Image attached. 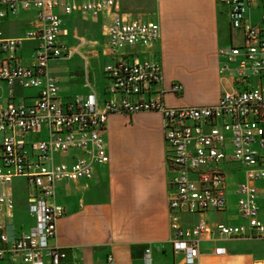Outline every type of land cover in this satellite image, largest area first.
<instances>
[{"label":"built area","instance_id":"2783aa9c","mask_svg":"<svg viewBox=\"0 0 264 264\" xmlns=\"http://www.w3.org/2000/svg\"><path fill=\"white\" fill-rule=\"evenodd\" d=\"M219 1L228 9L233 30L243 33L241 45L219 50L220 74L230 76L232 89L211 106L171 107L165 96H180L183 85L172 82L166 88L157 59L129 60L126 54V49L156 44L161 38L159 23L120 14L114 11L113 0H0V20L22 11H34L36 20L21 38H7L0 30V87L38 90L37 101L31 105L0 103V205L14 208L6 190L15 178H25L32 189L28 202L35 218L34 227L19 237L2 229L0 259L62 264L66 253L57 244L58 223L66 211L55 202L58 185L88 183L96 167L108 162L103 133L110 116L149 112L162 116L167 161L173 170L168 210L174 251L185 255L186 264H198L200 243L216 233L229 240H264L257 188V183H264V4L260 23L253 25L248 11L257 0ZM58 9L66 16L112 15L105 28L113 57L104 69L109 97L102 104L95 92L76 97L67 106L59 102V87L49 74V64L69 52L60 39L65 31ZM27 41L36 42L30 65L23 64L17 54ZM42 130L44 138L28 141V135ZM73 151L80 155L71 162L61 159ZM229 160L245 168V180L236 194L239 214L247 225L212 228L201 220L192 228L183 226V213L225 209L228 179L223 166ZM215 254L224 255L226 249L217 248ZM152 263L147 249L144 264Z\"/></svg>","mask_w":264,"mask_h":264},{"label":"crops","instance_id":"0c3cea01","mask_svg":"<svg viewBox=\"0 0 264 264\" xmlns=\"http://www.w3.org/2000/svg\"><path fill=\"white\" fill-rule=\"evenodd\" d=\"M81 2L84 0H60ZM114 11L131 19L157 22L160 40L151 47L135 46L126 49L129 60L157 59L163 66L164 85L172 82L184 87L180 96L167 94L165 103L171 107L211 106L222 94L232 89L230 76L221 75L222 59L219 50L243 43V33L233 30L226 6L219 0H113ZM262 0L254 1L248 11L253 25L260 23ZM62 29L61 42L69 56L53 60L49 74L59 87V102L67 106L76 97L96 93L99 104L109 95V81L105 66L113 61L108 50L105 28L112 15L74 13L66 16L59 9ZM36 24L34 11H22L0 20V30L7 38H21ZM36 42L27 41L18 51L25 65L32 64ZM211 91L209 100H202V92ZM38 90L18 85L10 89L0 87V103L37 101ZM126 120L124 128L139 138L131 142L129 150L118 156L112 150L108 134L117 133L118 120ZM133 119H135L136 127ZM125 122V121H124ZM156 127L153 135L151 125ZM141 130L140 133L136 131ZM46 132L28 135L29 142L42 139ZM107 144L108 162L97 166L88 183H60L56 204L65 208L66 215L58 223L57 244L66 253L62 264H144L147 249L152 264H186L185 255L176 253L171 244L168 203L173 189L170 181L173 170L167 161L162 116L156 112L132 116L112 115L103 133ZM0 133V164L1 141ZM79 152H71L63 161L71 162ZM227 205L224 210H210L204 214H181L183 226L192 228L203 220L214 228L247 225L238 211L236 188L245 180L243 165L227 161ZM18 186L27 190L25 197L17 196ZM259 206L264 220V183H257ZM14 208L0 205V234L2 229L21 236L35 225L29 210L32 193L25 178H15L7 188ZM84 202V207L79 206ZM225 248L226 254L216 255L215 249ZM198 264H264V240L244 237L235 240L217 233L200 243ZM109 258L113 261L109 262ZM0 264H25L8 257Z\"/></svg>","mask_w":264,"mask_h":264},{"label":"rangeland","instance_id":"374dc122","mask_svg":"<svg viewBox=\"0 0 264 264\" xmlns=\"http://www.w3.org/2000/svg\"><path fill=\"white\" fill-rule=\"evenodd\" d=\"M203 95L201 96L202 100H209L212 97V93L211 91H207V92H202ZM125 121V122H124ZM117 123H119L116 134H112L111 132L108 134V138L109 141L112 145V150L113 152H115L118 156H122L125 152L127 153V151L129 150V146L131 144V142H133L134 140H136L137 138H139L136 134H131L130 131H127L124 128V125L127 123L126 120H118ZM133 123L134 126L136 127V122L135 119H133ZM152 129L151 133H153V135H155L156 133V127L154 124H152L150 126ZM141 130L136 131V133H140ZM17 196L20 197H25L27 194V190L24 186H18L17 188V192H16ZM80 208L84 207V202H82V204L79 206Z\"/></svg>","mask_w":264,"mask_h":264}]
</instances>
